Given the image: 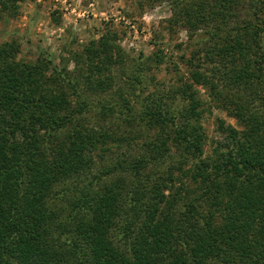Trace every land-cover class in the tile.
Returning <instances> with one entry per match:
<instances>
[{"label":"trees","instance_id":"trees-1","mask_svg":"<svg viewBox=\"0 0 264 264\" xmlns=\"http://www.w3.org/2000/svg\"><path fill=\"white\" fill-rule=\"evenodd\" d=\"M169 2V22L190 36L224 37L216 48L221 61L210 73L190 71L179 120L160 107L144 111L161 132L145 153L111 167L134 177L124 197L123 178L95 191L93 181L56 190L61 181L94 176L95 152L128 137L77 125L66 68L42 57L19 60L16 41L0 45V264H264V118L244 94L256 85L264 91V0ZM117 38L108 29L74 55L95 92L110 87L111 66L123 57ZM194 85L206 87L240 126L221 122L225 137L208 160L205 135L192 121L201 106ZM169 123L175 127L166 133ZM169 140L178 158L168 161Z\"/></svg>","mask_w":264,"mask_h":264},{"label":"rangeland","instance_id":"rangeland-1","mask_svg":"<svg viewBox=\"0 0 264 264\" xmlns=\"http://www.w3.org/2000/svg\"><path fill=\"white\" fill-rule=\"evenodd\" d=\"M7 3L11 6L6 11L0 4V45L16 41L21 46L19 60L35 61L42 57L52 60L60 68H66L74 82L67 84L66 91L71 110H76L77 125L128 137L127 142H110L109 150L95 152V177L79 175L74 180L61 181L56 190L82 189L93 181L94 187L91 188L95 191L123 178V189L127 191L134 177L121 171V168L113 171L111 167H118L126 158L145 153L146 144L161 132L160 125L155 123L153 128L148 124L149 116L145 112L150 113L152 106H156L168 110L169 116L179 120L177 117L187 104L181 89L185 83L192 82L190 71L200 68L210 73L214 66L220 65L221 57L216 48L224 37L198 40L195 34L190 36L191 31L183 24L169 22L173 16L169 0H7ZM240 15L241 18L246 17L244 11ZM108 29L116 32L123 57L111 66L110 87L100 93L84 83L74 55ZM158 50H161L159 56L156 55ZM237 63H241L240 60ZM194 89L201 106L198 119L192 121L201 127L205 135L202 158L208 160L213 156L217 143L225 137L221 122L236 128L240 126L219 106L206 87L194 85ZM244 92L253 96L254 106L264 118V102L260 96L264 91L256 85ZM155 102L158 103L155 105ZM174 127L169 123L165 127L166 133L172 132ZM168 146V161L178 158V150L171 140ZM192 164L190 159L185 167ZM195 187L193 184L190 189ZM125 195L126 192L123 197ZM69 198H73L72 194ZM183 202H179L177 210ZM60 204L66 210L70 209L65 202ZM85 213H88L87 209L82 215ZM124 217L121 213L112 229L114 242L118 240L117 228ZM119 247L126 249L122 243Z\"/></svg>","mask_w":264,"mask_h":264}]
</instances>
